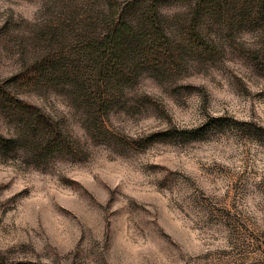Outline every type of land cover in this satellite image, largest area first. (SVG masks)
Returning <instances> with one entry per match:
<instances>
[{"label":"rangeland","instance_id":"obj_1","mask_svg":"<svg viewBox=\"0 0 264 264\" xmlns=\"http://www.w3.org/2000/svg\"><path fill=\"white\" fill-rule=\"evenodd\" d=\"M123 1L0 0V264H264L262 0Z\"/></svg>","mask_w":264,"mask_h":264},{"label":"trees","instance_id":"obj_2","mask_svg":"<svg viewBox=\"0 0 264 264\" xmlns=\"http://www.w3.org/2000/svg\"><path fill=\"white\" fill-rule=\"evenodd\" d=\"M140 0H125L121 4L116 5V3L112 4L110 3L106 8V11L108 12L107 15V22L110 24V32L108 35H106L104 38L101 39L102 46L104 48H108L110 50L111 54H117L119 50H121L122 47L125 46L127 41L129 39H133L136 36V29L132 24V21L129 20V16L133 12V9L137 8ZM155 1H151L153 4ZM149 4V3H148ZM212 4V3H210ZM262 4H264V0H262ZM148 6H142L138 7V15L141 18L147 19V21H152V13L153 15L159 16V11H156L157 6L154 5ZM152 27L149 30H144V33L146 34H152L153 36L156 35V38L158 36V27H156L155 23H151ZM26 81L25 83H28ZM13 101V100H12ZM11 101V102H12ZM16 106H24L25 103L21 99H16L15 101ZM36 110L37 108L34 107ZM101 106L98 107L99 112H101ZM103 112V111H102ZM43 116V123L40 124L43 127V132L39 136L43 140V143H46L47 148H52L54 152H59L61 147L65 145V136L61 129H58L56 125H54L53 122H51L46 115ZM48 119V120H47ZM23 130L18 129L16 135L13 137H5L4 135L0 134V145L3 147H9V146H15V142L17 139L21 138L23 136ZM174 129H166L161 132L152 133L149 135L147 141L152 140H159L161 139L160 136L165 135L172 136ZM29 138H33V135H29ZM141 143L137 142L138 147H143L146 142L145 140H141Z\"/></svg>","mask_w":264,"mask_h":264}]
</instances>
